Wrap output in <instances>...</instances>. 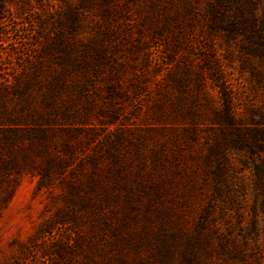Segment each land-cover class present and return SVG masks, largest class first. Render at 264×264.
Wrapping results in <instances>:
<instances>
[{
	"label": "trees",
	"instance_id": "obj_1",
	"mask_svg": "<svg viewBox=\"0 0 264 264\" xmlns=\"http://www.w3.org/2000/svg\"><path fill=\"white\" fill-rule=\"evenodd\" d=\"M121 1L59 0L61 6L52 10L56 17L45 9L38 10L44 13L40 23L48 22L51 32L37 30L39 41L37 39L34 46L37 53L26 55L30 58L28 66L23 59L22 75L15 76L13 81L4 79L0 86V208L12 195L22 173L38 174L45 187H50L56 177L63 188L56 195L57 200L63 201L64 207L72 212L74 208H82L87 213L84 219L73 214L71 218L75 223L88 219L92 211H99L103 226L113 236L124 239L127 250L135 251L139 259V251L149 249L160 264H214L216 254L224 264H246L254 246L250 242H256L258 236L264 237V222L255 215L250 227H242L236 235L234 226H242L241 217H236L237 225L229 223L224 211L233 212L239 203L251 197V202L246 204L252 212L256 214L257 209L264 212L261 182L264 177V110L248 105L246 115L239 117L231 92H222L224 103L213 115L218 124L217 136L208 143H199L197 127L208 119L202 114L190 113L184 118L188 122H181L180 131L175 126L168 127L170 148L165 146L166 139L158 136L150 137L153 146L145 144L143 134L134 129L114 127L110 130L106 125L99 137H93L95 132L87 129L83 111L105 112L109 119L117 118L120 108L113 101L115 97L136 99L143 92L149 74V43L142 33L132 38L127 23L118 26V18L124 21L123 14L129 13L128 6L132 4V0ZM258 1L206 0L199 7L193 3L176 10L173 1L150 0L147 3L150 12L136 11L141 28L167 50L163 51V57L171 66L174 55L186 50L189 31L195 23H200V28L208 29L210 34H232L244 27L245 21H248L245 27L252 30L258 19L255 10ZM166 4L169 7L163 6ZM263 15L264 8L261 19ZM184 27L188 32L179 34ZM226 37L223 36L225 40ZM258 44L260 48L252 46L251 52L264 59L263 37ZM205 47L212 53L202 59L201 64L207 66L211 74L214 67L208 63L213 62L217 67L220 64L213 44H205ZM47 58L52 61L43 67ZM178 66L176 64L174 70L166 72L156 83V91L164 101L170 94L167 84L172 88L178 87L180 81L185 84L181 78L182 74L186 77L184 72L190 74L196 88L201 86L200 74L194 70L188 73L186 69L183 72ZM243 67L264 90V66L259 69L248 62ZM127 68L131 73L128 78L123 74ZM34 87L38 98L32 93ZM179 89L182 90L180 86ZM12 94L19 100L9 104ZM165 104L155 101L162 113L166 112ZM78 111V125H71L72 113ZM178 132L184 133L189 141L180 142ZM89 144L88 153L85 147ZM193 144L205 150L192 151L189 148ZM242 150L243 155L239 153ZM69 164H74L70 167V176L57 178ZM185 168L188 171L183 178L181 171ZM197 168L209 176L214 185L213 198L220 201L217 215L225 221L224 225L208 218L212 206L205 210L206 217L194 222L193 229L187 224V216L180 208L188 199V190L196 186L192 175L197 173ZM244 168H248L250 178L247 180L243 174L237 175L238 170ZM180 188L185 190L179 191ZM130 225H138V229H129ZM78 237V249L86 251L82 264H106L109 256L102 253L96 261L88 251L87 232H80ZM62 246L71 250L69 255L74 254V246L72 249L70 244ZM117 246L114 244L111 248Z\"/></svg>",
	"mask_w": 264,
	"mask_h": 264
},
{
	"label": "rangeland",
	"instance_id": "obj_2",
	"mask_svg": "<svg viewBox=\"0 0 264 264\" xmlns=\"http://www.w3.org/2000/svg\"><path fill=\"white\" fill-rule=\"evenodd\" d=\"M148 1L150 0H132V4L128 6L129 13L123 14L126 19L121 21L123 20L122 17L118 18L119 27L124 23L128 24L132 38H138L139 34L142 33L143 39L149 43V74L147 73L144 90L136 99L127 100L122 97H115L113 101L120 108L115 119H109L105 112L83 111L85 123L88 124L87 129L92 130V133L95 132L93 137L102 135L107 125L110 130L115 129L114 127L117 129H134V132L143 134L142 140L145 139V144L147 143L149 146L154 144L151 142L150 137H161L164 140L166 139L165 146L170 148L171 141L169 137L171 136L167 132L168 127L175 126V129L180 131L181 122H188L184 118L187 114L193 113L195 115L202 114L208 119L206 123L197 127V129H200L199 143L203 144L206 141L208 143L209 139L215 138L218 133V124L214 122L213 115L214 111L220 110L224 103L221 96L222 92H231L233 106L239 117L246 115L248 105H255L264 110L263 88L254 83L247 68H242L248 62L253 63L259 69H263L264 66V59L251 52L252 46L260 48L258 44L260 37L264 39V15L262 19L260 18L263 13L264 0L258 1L255 9L258 19L254 21L252 30L245 27L248 23V21H245V26H241L239 30L233 31L232 34L231 32L210 34L208 29L204 31L200 28V23H195L189 31L186 50L178 52L179 55L177 53L174 55L171 66L166 64L167 60L165 61L163 57V51L166 52L167 50H164L159 44L158 39H150L149 35L146 34L147 30L142 29L139 23L137 11L150 12L147 7ZM170 1L175 3V9L178 10L188 4V6H191L190 4L193 3L197 5L196 7H199L206 0ZM59 6H61L59 0H0V86L4 79L13 81L15 76L22 75L25 71L21 69L24 64L23 59H26L24 65L28 66L30 58L26 55L30 54L32 56L37 53L34 47L38 39L37 30L41 29L44 33L51 32L48 22L45 24L40 23L39 19L44 13L41 14L38 10L45 9V12H50V16L56 17L52 10L54 8L58 9ZM163 6L169 7L167 4ZM184 28L183 32L177 33L186 34L188 28ZM223 36H227L226 40ZM119 43L121 47L124 45L122 40ZM205 44H213L215 56L218 58L217 62L220 64L217 67L214 66L213 62L208 63L214 67L211 68L213 76H210L211 74L207 70L208 67L201 64V60L212 53V50H208ZM33 61L35 60L33 59ZM51 61L50 58H47L43 67L49 66ZM176 64L183 72L186 69L188 73H192L194 70L200 74L201 86L196 88L192 77L189 76L190 74L184 72L186 77L182 74L181 78L183 81L185 80V84L183 85L181 81L179 84L182 90L179 89V86L172 88L170 87L171 84H167L170 94L169 99L167 98L164 101L156 91V83L162 80L166 72L174 70ZM152 68H157V71H151ZM215 73H218V76ZM123 74L126 78L131 76L128 68ZM100 88L102 89V87ZM127 90H130L129 86H127ZM32 93L36 98L39 97L35 87L32 89ZM9 97V104L19 100V97L14 94ZM190 97H194V99ZM155 101L166 103L164 109L167 113H162L155 106ZM79 113L80 111L72 113L71 125H78L76 118H78ZM160 114H164L162 118L159 117ZM252 117L256 118L257 116L252 115ZM111 120L114 121L110 123ZM151 128L154 129L151 130ZM147 133L150 134L146 135ZM177 135L180 142L182 140V143L189 141L184 133L178 132ZM197 145L193 144L189 149L197 151V153L205 150L204 148L199 149ZM90 150L89 144L85 147V152L89 153ZM244 152V150L239 151L241 155ZM170 153L168 149V154ZM256 162H259L257 158ZM71 165L63 168L60 174L56 175L57 178L69 177ZM85 167L86 170H89L88 165H85ZM196 170L197 173L192 175L196 186L193 190H188V199L185 203L182 202L183 205L180 208L187 216L189 228L193 229L194 222L203 218L205 210L209 209L210 206L213 208L210 211L208 210L210 213L208 218L213 220L214 223L224 225L225 221L217 215L220 201L213 198V183L203 171L201 172L199 168ZM187 171L186 168L182 169L181 175L183 178L186 177ZM240 174H243L246 180L250 178L248 168L239 169L237 175ZM54 178L52 179V185L45 187L44 184L40 183V178L36 173L24 172L19 176L12 195L0 208V264H82L86 251L78 249V243L80 242L78 234L83 231L88 233V241H90L88 251L91 252L93 259L96 261L100 259L99 256L103 253L110 257L106 264H160L149 252L151 251L149 249L139 251L140 259L135 251L130 252L131 250H127L126 241L113 236L103 226V223L99 220V211H92L88 219L81 221L79 224L75 223L71 218L73 214H78L79 218L83 217L84 219L87 213L82 208H74L75 212H72L64 207L65 203L63 201L57 200L56 195L63 188L58 179ZM261 182L264 186V177H261ZM178 190L180 191L181 188ZM246 201L239 203V207L233 212L229 209L224 211L225 216L229 217V223L236 224V217H241L240 223L242 226H234L233 233L236 235L243 229L242 227L247 229L250 227L251 220L255 219V215L261 223L264 222V212L257 209L256 214H254L248 205L251 202V197H248ZM129 229H138V225H130ZM117 240L119 242H116ZM250 243H254V246L251 245L253 250L250 251V260L248 258L246 264H264V237L258 236L256 242ZM69 244L71 245L70 249L74 246L75 252H73V255H69L71 250H67L62 246ZM114 244L119 246L111 248ZM100 250L101 253L99 254ZM108 250L109 252H107ZM216 255L214 264H224L223 259L216 257Z\"/></svg>",
	"mask_w": 264,
	"mask_h": 264
}]
</instances>
